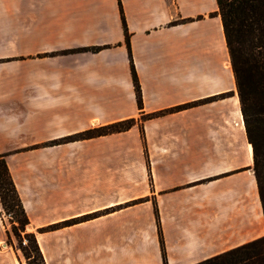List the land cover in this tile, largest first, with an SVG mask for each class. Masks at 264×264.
<instances>
[{"label":"crops","instance_id":"0c3cea01","mask_svg":"<svg viewBox=\"0 0 264 264\" xmlns=\"http://www.w3.org/2000/svg\"><path fill=\"white\" fill-rule=\"evenodd\" d=\"M120 2L143 114L234 91L215 0ZM138 113L118 0H0V154L31 230L77 220L37 232L46 264H164L154 206L166 264L264 235L235 93L64 141Z\"/></svg>","mask_w":264,"mask_h":264},{"label":"trees","instance_id":"16d2710c","mask_svg":"<svg viewBox=\"0 0 264 264\" xmlns=\"http://www.w3.org/2000/svg\"><path fill=\"white\" fill-rule=\"evenodd\" d=\"M215 1L217 10L210 13V15H219L221 20L224 41L229 55L230 69L238 98L239 110L243 120L245 137L246 141L251 145L252 170L264 219V0ZM118 8L124 41L129 57V67L135 91L136 104L139 109L141 121L231 95V91L224 92L157 112L143 114L141 110L142 98L140 85L132 62L129 46L130 34L125 23L120 0H118ZM188 20L189 18L177 20L171 22V24ZM102 48V46L85 47L71 50V52H96ZM137 123L135 117L117 120L109 124L91 127L76 134H72L64 138V141L90 139L123 132L129 130ZM138 126L143 141V128L140 124H138ZM144 155H147L146 149ZM138 201L139 200H135L134 203ZM0 203L4 209H11L17 217L16 221L18 226L12 224V233L20 237V233L24 232L23 237L29 242V246H21L20 243L18 245V249L26 259V264H46L37 242L35 232H25V228L29 224V219L24 211L3 154H0ZM154 212L162 249V259L163 263L166 264L163 251V238L156 206H154ZM74 222H77V220H66L61 223L37 228L36 231L45 232L70 225ZM5 233L8 240L10 238V233L8 230H6ZM193 264H264V235Z\"/></svg>","mask_w":264,"mask_h":264},{"label":"rangeland","instance_id":"374dc122","mask_svg":"<svg viewBox=\"0 0 264 264\" xmlns=\"http://www.w3.org/2000/svg\"><path fill=\"white\" fill-rule=\"evenodd\" d=\"M234 93L236 94L235 88L234 91H231V95ZM133 117H135L138 122L134 126H137L139 130L138 124L142 125L144 120L141 121V117L139 113L138 115ZM72 150L73 149L71 147V151ZM16 219L17 217L14 214V212H12V210L9 208L4 209L0 203V264H26V259L22 255L21 251L18 249V245L20 243L21 246H29V242L25 237H23L24 232L20 233V237H17L12 233L11 231L12 224L18 226ZM144 228L145 226H135L134 228L135 236L139 235L140 233L143 234ZM6 230H8L10 233V238L8 240L6 238V233H5ZM31 231L37 234V231L31 230L29 226L25 228V232H31ZM54 241H57L58 243L56 245V250L58 252H61L62 249L61 238L60 237L54 238Z\"/></svg>","mask_w":264,"mask_h":264}]
</instances>
